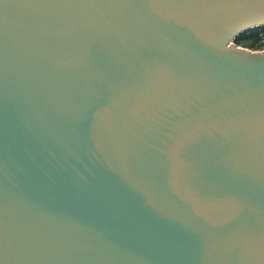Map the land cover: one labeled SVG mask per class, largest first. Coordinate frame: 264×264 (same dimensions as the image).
I'll return each instance as SVG.
<instances>
[{"label": "water", "instance_id": "water-1", "mask_svg": "<svg viewBox=\"0 0 264 264\" xmlns=\"http://www.w3.org/2000/svg\"><path fill=\"white\" fill-rule=\"evenodd\" d=\"M264 0H0V264H264Z\"/></svg>", "mask_w": 264, "mask_h": 264}, {"label": "trees", "instance_id": "trees-1", "mask_svg": "<svg viewBox=\"0 0 264 264\" xmlns=\"http://www.w3.org/2000/svg\"><path fill=\"white\" fill-rule=\"evenodd\" d=\"M235 42L243 47L258 50L264 46V27H256L238 35Z\"/></svg>", "mask_w": 264, "mask_h": 264}, {"label": "built area", "instance_id": "built-area-1", "mask_svg": "<svg viewBox=\"0 0 264 264\" xmlns=\"http://www.w3.org/2000/svg\"><path fill=\"white\" fill-rule=\"evenodd\" d=\"M262 49H264V46H263V48Z\"/></svg>", "mask_w": 264, "mask_h": 264}]
</instances>
